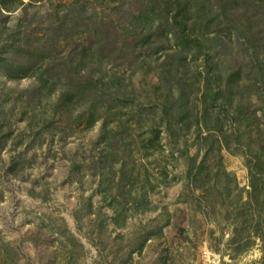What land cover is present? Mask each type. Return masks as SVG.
<instances>
[{
    "label": "rangeland",
    "instance_id": "rangeland-1",
    "mask_svg": "<svg viewBox=\"0 0 264 264\" xmlns=\"http://www.w3.org/2000/svg\"><path fill=\"white\" fill-rule=\"evenodd\" d=\"M13 1L0 0L1 57L39 62L75 83L89 76V68L72 72L61 62H76L82 49H96L100 67L94 76L116 78L105 84V94L112 93L107 101L130 100L105 115L106 130L103 119L87 127L88 102L72 113L58 112L50 125H30L32 114L49 109L58 94L43 97L42 104L28 94L23 101L19 95L34 78H9L0 69L8 114L0 135V264H264V190H252L254 161L247 151L248 144L264 149V6L204 0L203 23L211 26L198 35L206 38L224 86L233 81L232 103L221 95L212 108L211 119L220 118L224 136L204 140L203 125L183 124L172 137L163 124V146L154 152L140 140L151 123H161L159 109L142 115L152 116L145 119L149 123L137 121L140 113L154 109L172 84L180 91L183 80L196 97L190 109L201 113L197 73L207 75L196 45L173 47L175 28L161 0L156 25L144 32H137L134 18L144 0H16L8 11ZM240 106L255 117L243 135L232 118ZM201 161L205 168L198 176L191 166ZM121 171L135 175L131 194L125 182L117 185ZM139 192L146 198L135 211L132 197L142 202Z\"/></svg>",
    "mask_w": 264,
    "mask_h": 264
},
{
    "label": "trees",
    "instance_id": "trees-1",
    "mask_svg": "<svg viewBox=\"0 0 264 264\" xmlns=\"http://www.w3.org/2000/svg\"><path fill=\"white\" fill-rule=\"evenodd\" d=\"M33 1H40V0H33ZM159 0H144L145 8H142V11L139 13V15H135L134 18L137 20L135 26L138 28L139 32L141 29L143 32L149 28L151 29L154 27L157 23L156 21V15L158 14L157 9L161 4H157ZM238 1V0H237ZM236 1V2H237ZM23 2V1H22ZM148 2V3H147ZM163 3L164 9L166 10V17L167 20L171 22L172 25H174L175 33H172L175 35L176 43L173 44V47L176 49L177 47L187 44L193 43L197 46V49L200 50L201 53H204L206 66H207V75L203 76L202 72L199 71L197 73L198 80L202 83L201 88H199L200 95L199 99L201 100L202 105V112H196L193 113L192 109H190V102L193 101L194 98V92L193 90L189 91L187 90L186 83L183 80L182 84H178L181 88L180 91L176 93V90L173 88V84L169 87L170 90L166 91L165 95L162 96V101L158 99V103L156 104V107L154 109L152 108H144L138 118L137 121L142 122L143 120L147 123H149L146 119L150 115H146L144 119L145 113L148 114H157V109H159L160 115L158 116L161 123L156 122V125H153L152 123L149 125V130L143 135H147V138H144L143 140H140V146L143 148L149 150L152 149L154 152H156L158 149L162 148V128L161 126L163 124L166 125L167 131L170 136L175 137L178 136L177 128L179 125L185 124V127H191L193 124L195 125H203V128L206 129L208 132L204 136V140H208L209 138L216 137L215 140L220 139V135L224 136V125H219L220 118L217 116V118H212L213 116V104L217 102L218 98H220L221 95H223L224 98L229 100V103L231 104L234 93L232 92V79L227 80L226 85L224 86L222 75L220 72H217L216 67L218 66L213 59L211 58V53L209 52L207 46H205V40L206 38L201 39L198 35V30L204 29L206 31H209L208 28L211 26L210 23L204 24L203 21L206 19L203 16V13H205V5L204 0H161ZM253 5L255 4H261L264 6V0H254ZM16 0L13 1V6L11 8H7L8 11L13 10L15 7H17L15 4ZM22 4V3H21ZM2 14V12H0ZM65 18V16H64ZM7 26V25H6ZM5 28V24H0V35L2 34L3 30ZM168 32L167 34H169ZM170 33V34H171ZM208 35V39L210 34L206 33ZM210 40H212L210 38ZM192 44V45H193ZM79 54V53H78ZM1 55V54H0ZM169 56H176L174 54H168ZM71 59V61H70ZM98 55L96 54V49L92 48H84L82 49V52L80 51L79 54V60H74V58H69L66 61H62V65L69 66L70 70L74 72L84 70L86 68H89L90 74L89 76H85L84 78L80 79L78 82L71 83L70 80L64 81L62 80L59 75L52 73V70L48 67H44L43 64H39V62H33L30 65H25L23 63H17L14 60H11L7 57H1L0 56V69L4 71V74H6L9 78H16L21 79L25 77H33L35 80L34 85L27 89V93H22L20 98L23 101H26L23 99L24 96L27 94L29 96H35L39 101V104H42V98L44 97L47 99L48 97H51L55 93H57V98L55 102L52 104V106L47 109L46 107H43V110L35 111L32 114V117H30L29 124L30 125H36V123H42L50 125V122L55 117V115L59 113L64 114L65 112H74L79 107L83 106L84 102L89 103L90 114L88 119V128H92L100 119H103V129L109 125V121L105 118V115L107 113L115 112L116 108L122 109L120 105L124 107L128 106V101L130 99H125L122 101L119 97L111 98L112 100L107 101V94H112L110 92H106L105 94V84H114L113 75H110L111 78L109 80L97 78L94 76L97 70H99L100 64L97 61ZM183 63H185V59H183ZM71 62V63H70ZM181 63V64H183ZM264 63H261V65ZM169 73H171V69H173L172 64L169 68ZM263 78H264V69L262 71ZM172 78L174 77L171 75ZM59 77V78H58ZM204 78V79H203ZM240 77H238L239 79ZM119 78H117L118 80ZM111 86V85H110ZM193 89L191 86L188 87ZM192 93V94H191ZM4 96H7L5 93ZM18 96V98H19ZM17 98V99H18ZM263 106L261 107L262 110V123H264V97H263ZM122 101V102H121ZM6 102V101H5ZM31 101H29L28 104H30ZM228 103V104H229ZM87 104V103H86ZM197 105L195 104L196 107ZM52 108V109H51ZM28 107H23V113H28ZM103 109L104 111H101ZM247 109V108H246ZM4 103L1 101L0 96V135H2V127H3V121L1 118L7 117L8 114L5 111ZM245 111V112H243ZM103 112V113H102ZM87 113V111H84L80 115H76L74 118H72V122L76 120L82 119V117ZM242 113V114H241ZM61 114V116H62ZM104 114V115H103ZM113 114V113H112ZM126 114V113H125ZM239 115V118L237 117ZM238 115L232 117L233 120L239 124V128H242L243 131H241V135L250 133L251 128L254 125V119L253 115L249 113L248 111L238 108ZM128 116H131L130 113H128ZM256 117H258L256 115ZM147 118V119H148ZM128 121H132V118L128 117ZM146 126V125H145ZM241 129V130H242ZM245 130V131H244ZM110 132V131H109ZM216 132V133H215ZM199 134L201 132L199 131ZM216 134V135H214ZM4 136V134H3ZM7 136V135H6ZM5 137V136H4ZM106 138V136H104ZM141 138V137H140ZM174 141V139H172ZM203 140V141H204ZM1 141V140H0ZM136 143V141H135ZM1 148V146H0ZM210 149L214 148L213 143L209 145ZM209 150V149H208ZM247 151L250 153V157H252L251 161H254L253 163V169L250 172V180H251V187L253 192L259 193V191L264 190V159H260V156L263 154L264 149L260 148L259 150H254L252 147H250V144H248ZM113 153H110V155H113L116 151H112ZM205 168V162L201 161L199 163H193L191 166V169L197 173L198 176L202 175ZM121 176L119 178V183L117 185L121 184L122 182H125L123 185L124 187L129 186L130 188H125L127 192L132 193L134 190V185L136 183L135 181V175L121 171ZM116 185V186H117ZM140 193V192H139ZM142 194V193H140ZM143 201L141 202L138 200L137 197H132V199H135V203H137L133 208H135V211L138 209L139 206H141L144 202V197L146 198L145 193L142 194ZM112 198V202H117V199L115 196L110 195ZM130 199H127V202H129ZM134 201V200H133ZM133 204V203H132ZM131 209V207L129 208ZM119 212V210H118ZM117 212V214H118ZM120 215V214H119ZM117 216L116 218H119L120 216ZM82 246V245H81ZM8 247V245H7Z\"/></svg>",
    "mask_w": 264,
    "mask_h": 264
}]
</instances>
